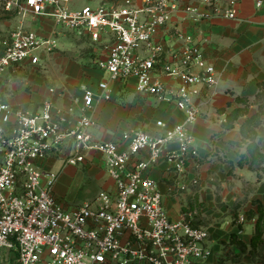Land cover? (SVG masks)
I'll return each mask as SVG.
<instances>
[{
  "label": "built area",
  "instance_id": "1",
  "mask_svg": "<svg viewBox=\"0 0 264 264\" xmlns=\"http://www.w3.org/2000/svg\"><path fill=\"white\" fill-rule=\"evenodd\" d=\"M202 2L208 11L186 4L190 19L199 22L221 13L218 0ZM0 3L23 18L50 17L93 42L105 33L115 36L108 56L96 61L108 77L98 83L97 91L85 89L79 111L77 104L61 109L51 101L36 112L0 102V264H197L210 257L209 231L193 225V213L171 218L158 182L149 173L165 159L177 175L180 192L198 184L187 178L188 166L199 154L190 132L201 112L195 99L203 88L212 89L219 82L215 66L192 34L174 28L171 37L181 42L178 50L156 38L171 22L180 0H124L81 8H72L71 0ZM256 3L261 7L264 0ZM224 15L235 18V11ZM56 49V37L19 26L2 41L0 76L26 61L40 65L42 55ZM165 76L176 84H166ZM131 78L136 79L138 93L175 103L184 119L162 133H125V149L115 141H96L91 128L97 121L86 112L97 100L111 99L112 82L128 83ZM66 114L76 115L73 126L63 125ZM156 124L166 128L164 121ZM70 141L71 164L84 162L90 151L103 155L114 192L101 191L92 202L69 208L56 196L58 173L46 170L42 162ZM171 143L178 148L168 150ZM144 150L148 158H136Z\"/></svg>",
  "mask_w": 264,
  "mask_h": 264
},
{
  "label": "crops",
  "instance_id": "2",
  "mask_svg": "<svg viewBox=\"0 0 264 264\" xmlns=\"http://www.w3.org/2000/svg\"><path fill=\"white\" fill-rule=\"evenodd\" d=\"M73 1L72 8H81L121 4L124 0ZM186 4L208 11L202 0H180L171 22L156 38L168 48L178 50L181 42L171 37L174 28L192 34L218 75V84L212 89L203 88L195 99L201 112L190 126L199 154L188 166L187 178L189 182L197 179L198 184L180 192L177 175L165 159L149 173L158 182L171 218L180 220L184 213H193V225L209 231L212 254L197 264H264V241L254 249L251 245L260 216L259 205L264 207V159L254 161L248 149L249 139L241 147L233 144L242 141L243 124L251 117L260 116L261 123L252 128L261 139L259 150L264 153V99L257 100L260 84L264 83V4L258 7L256 0H218L221 13L211 14L210 18L199 22L189 18ZM231 9L235 11V18L224 15ZM35 17L36 22H31L29 14L23 18L15 11H7L0 3V50L2 41L22 25L40 36H54L57 40L56 51L51 55L43 54L40 65L32 66L26 61L1 74L0 102L36 112L44 102L51 101L61 109L77 104L79 111L85 89L97 91L98 83L106 78L107 74L96 61L108 56L115 36L109 32L98 42L70 40L64 33L69 31L52 18ZM38 68L44 70L46 81L30 79L29 85V70ZM163 81L168 85L176 84L166 76ZM135 85V78L128 83L112 82L111 99L97 100L94 109L86 112L97 121L91 128L96 141H115L120 149H125L128 144L123 139L125 133L135 129L162 133L184 119V113L175 103L140 94ZM65 116L68 120L63 124L65 127L76 123V115ZM159 120L166 123V128L157 126ZM177 148V143L168 145V150ZM73 153L70 141L60 152L42 162L46 170L58 173L55 194L66 207L81 205L74 204L81 194L88 196L84 204L92 202L101 191H115L100 152H88L85 161L79 164L68 162ZM148 154L144 150L136 158L147 159ZM242 154L247 157L241 160ZM240 241L247 245L245 250Z\"/></svg>",
  "mask_w": 264,
  "mask_h": 264
},
{
  "label": "trees",
  "instance_id": "3",
  "mask_svg": "<svg viewBox=\"0 0 264 264\" xmlns=\"http://www.w3.org/2000/svg\"><path fill=\"white\" fill-rule=\"evenodd\" d=\"M260 88H261V92H259L258 96H257V100L259 102H261L262 99H264V83L260 84ZM262 107V104H261ZM261 123V118L260 116H254L249 118L244 124H243V128H242V132H243V139L241 142L239 143H233L235 145L238 146H242L244 143L247 142V140H251V143L248 145V149L249 152L253 154L254 157V161L256 159H264V153H262L259 150V141L261 139L258 138L257 136V132L255 129L252 128L253 127H257L259 124ZM247 155L246 154H242L241 155V160L246 158ZM252 167V165H251ZM259 212H260V216L257 222V230H256V234L252 239V248H256L259 243L264 241L263 235H264V207L262 205H259ZM239 244L241 245V247L245 250L247 245L240 241Z\"/></svg>",
  "mask_w": 264,
  "mask_h": 264
},
{
  "label": "rangeland",
  "instance_id": "4",
  "mask_svg": "<svg viewBox=\"0 0 264 264\" xmlns=\"http://www.w3.org/2000/svg\"><path fill=\"white\" fill-rule=\"evenodd\" d=\"M71 1H73V0H71ZM76 0H74L73 1V3L75 2ZM36 17L35 16H33V15H31V14H29V21H31V22H36ZM65 34H66V36H67V38L68 39H70V40H76L77 41V38H80V39H89V40H91L92 41V39L89 37V36H80V35H78V34H75V33H71V32H68V33H66V32H64ZM75 41V42H76ZM77 44V43H76ZM44 70L43 69H41V68H38V69H34L33 71L31 70H29V85H30V79H33V80H36V79H44L45 81H46V79L44 78V76H45V74H44V72H43ZM108 77V75H106V78ZM105 78V79H106ZM52 90H54V89H52ZM86 198H88V196L86 195V194H81V195H79L78 196V199L76 200V202L74 203V204H83V202H85L86 200H88V199H86ZM62 200V199H61ZM63 201V200H62Z\"/></svg>",
  "mask_w": 264,
  "mask_h": 264
}]
</instances>
